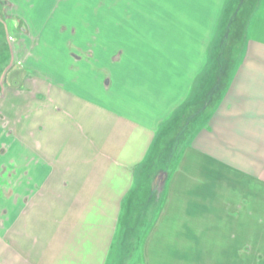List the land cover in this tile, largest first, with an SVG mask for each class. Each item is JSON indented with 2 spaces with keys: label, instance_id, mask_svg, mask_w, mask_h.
I'll list each match as a JSON object with an SVG mask.
<instances>
[{
  "label": "crops",
  "instance_id": "0c3cea01",
  "mask_svg": "<svg viewBox=\"0 0 264 264\" xmlns=\"http://www.w3.org/2000/svg\"><path fill=\"white\" fill-rule=\"evenodd\" d=\"M4 1L0 264H264V0Z\"/></svg>",
  "mask_w": 264,
  "mask_h": 264
},
{
  "label": "rangeland",
  "instance_id": "374dc122",
  "mask_svg": "<svg viewBox=\"0 0 264 264\" xmlns=\"http://www.w3.org/2000/svg\"><path fill=\"white\" fill-rule=\"evenodd\" d=\"M3 4V3H2ZM0 2V5H2ZM6 4L4 3L3 6ZM1 10H3L1 8ZM4 11V10H3ZM0 85L3 81V76L8 74L11 71V68L14 66L13 61H11V39L14 37L13 35V29L12 26H14L13 23H9V20L6 19L4 14L0 13ZM10 15V13H9ZM13 19V18H11ZM7 82V81H6ZM9 82V81H8ZM9 83H6L8 85ZM5 124V122H4ZM182 126H178L176 130L164 141L163 146L159 149L158 157L155 161L156 168L159 167H165L168 162L170 161V157L173 156L174 152L178 149V146L181 142V139H183L182 135ZM178 142V143H177ZM178 145V146H177ZM154 165V168H155ZM8 175L1 174L0 178H2L1 182H4L6 180ZM35 196H43L46 198V191H34ZM40 192V193H39ZM5 198V196L3 195ZM44 221H42L41 225L46 224V215L43 218ZM22 231L25 230L24 225L22 224V228H20ZM9 244V243H8ZM22 258H24L23 254H20Z\"/></svg>",
  "mask_w": 264,
  "mask_h": 264
},
{
  "label": "flooded vegetation",
  "instance_id": "af4514ba",
  "mask_svg": "<svg viewBox=\"0 0 264 264\" xmlns=\"http://www.w3.org/2000/svg\"><path fill=\"white\" fill-rule=\"evenodd\" d=\"M3 4L5 3L6 4V2L4 1V2H2ZM10 5H8V4H6L5 6H3V5H1V8L4 10L2 13L4 14V16L6 17V18H10L11 16V14L9 15V9H10V7H9ZM12 18V17H11Z\"/></svg>",
  "mask_w": 264,
  "mask_h": 264
}]
</instances>
